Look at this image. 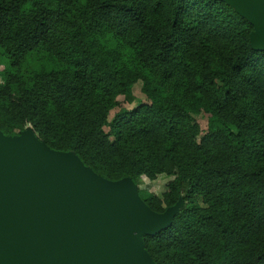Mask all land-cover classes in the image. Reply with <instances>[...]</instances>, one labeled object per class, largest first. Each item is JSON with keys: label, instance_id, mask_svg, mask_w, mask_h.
<instances>
[{"label": "trees", "instance_id": "trees-1", "mask_svg": "<svg viewBox=\"0 0 264 264\" xmlns=\"http://www.w3.org/2000/svg\"><path fill=\"white\" fill-rule=\"evenodd\" d=\"M221 0H0V131L102 178H173L156 264H264V51ZM140 81L145 102L132 103ZM200 116L206 123L201 128ZM104 127H108L105 130Z\"/></svg>", "mask_w": 264, "mask_h": 264}, {"label": "water", "instance_id": "water-1", "mask_svg": "<svg viewBox=\"0 0 264 264\" xmlns=\"http://www.w3.org/2000/svg\"><path fill=\"white\" fill-rule=\"evenodd\" d=\"M221 1L251 23L250 46L264 51V0ZM182 205L156 212L131 178H102L31 127L0 131V264H156L142 237L168 228Z\"/></svg>", "mask_w": 264, "mask_h": 264}, {"label": "rangeland", "instance_id": "rangeland-1", "mask_svg": "<svg viewBox=\"0 0 264 264\" xmlns=\"http://www.w3.org/2000/svg\"><path fill=\"white\" fill-rule=\"evenodd\" d=\"M142 83L140 81L136 82L132 87V93L134 96V100L132 103L127 102L123 96H118L117 100L120 104L119 107L111 110L108 115V122H111L114 115L116 114L117 110L119 108H125V109H131L135 107L136 105L145 102V96L142 93L141 90ZM196 121L199 123L201 128H205L206 123L203 119H201L200 116H196ZM30 126H26L25 128H29ZM105 130H108V127H104ZM172 176L166 175V174H159L154 179H149L146 176L142 175L140 179L138 180L136 186L138 193L141 192L142 194H153L155 196H160L163 189L165 188L166 184L172 179ZM140 195V194H139ZM183 200V199H182ZM184 206V201L183 205ZM181 207V208H182Z\"/></svg>", "mask_w": 264, "mask_h": 264}]
</instances>
